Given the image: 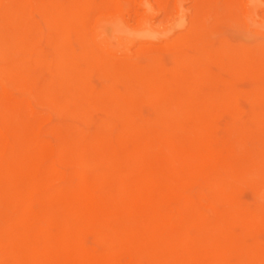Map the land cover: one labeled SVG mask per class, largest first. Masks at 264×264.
<instances>
[{"label": "rangeland", "instance_id": "374dc122", "mask_svg": "<svg viewBox=\"0 0 264 264\" xmlns=\"http://www.w3.org/2000/svg\"><path fill=\"white\" fill-rule=\"evenodd\" d=\"M86 1L4 3L20 35L60 58L0 74V139L45 142L60 170L83 172L45 187L98 194L71 235L99 264H264V0ZM22 208L40 211L0 198V213Z\"/></svg>", "mask_w": 264, "mask_h": 264}, {"label": "bare ground", "instance_id": "6f19581e", "mask_svg": "<svg viewBox=\"0 0 264 264\" xmlns=\"http://www.w3.org/2000/svg\"><path fill=\"white\" fill-rule=\"evenodd\" d=\"M6 1L8 0H0V74H4L14 69L15 70L23 69L24 63L25 65L27 63V67L30 68L31 70L34 67H39L40 70L53 69L54 62L60 58L59 51L54 49L51 52L46 53V55H43V53L38 51L36 48L38 44V40L40 39L38 37L39 34L37 37H34V38L33 37L29 38L30 36L24 37L23 35H20L19 31L16 30L14 27H12L14 21L18 17L19 11L15 8L5 7L4 3ZM117 1L118 0L110 1L108 4L109 7L112 8L113 10H119L120 5H119V2ZM87 4H88V1L86 0L83 1V5H80V1L75 0L74 8L80 11L83 8H85ZM42 7H45L47 9L49 8L48 6H46V4L43 5ZM146 9L148 8L146 7ZM151 9H152V6H151ZM49 13L50 14L48 15L46 14V16H44L42 19V23L46 26V28L47 26H50V27L55 26L56 23L59 21L60 12L54 11V12H49ZM222 13L224 14V12ZM42 23L40 24L41 27H42ZM26 24L30 26L32 23L26 22ZM85 27L89 28L87 26ZM42 29L44 30V28ZM106 31L107 30L105 29V32ZM53 35L57 36V33L54 32ZM101 35L100 36L98 35L99 38L101 37ZM73 36H75V34ZM43 37H45L44 34H43ZM200 37L202 36L200 35ZM89 39L90 38L88 37V40ZM214 39H211V40H214ZM220 41H222V38ZM247 42L251 43V41H247ZM5 43H12L14 48L11 50L4 49L3 45ZM93 49L94 51H96L95 47H93ZM44 59L45 61H48V63H42L41 60H44ZM38 72L40 73V71ZM101 77H103V75ZM38 79L39 77H37V80ZM99 81L101 80L99 79ZM0 84L2 86V90L6 91L8 88L7 84L1 80H0ZM114 99L116 98L114 97ZM128 123H129V120H128ZM70 131L73 133L75 130L70 129ZM246 132H248V130ZM3 134H4L3 129L0 125V138ZM75 145H76L75 150L80 151V142H77V143L75 142L74 146ZM46 146L47 144L45 142H37L36 140H34L32 137H29V136L26 138H23L21 142H17V143H9L5 140L0 139V198L10 200L11 202L19 201L25 206H31L33 204H38L40 206V211L34 215H30L25 208H22L21 210H18V211L8 210L4 213H0V264H57L56 255L59 252H65L69 254L71 260L74 261L76 264H99L95 257L86 256L80 250L81 248L77 249V246L79 247L80 244L71 235V233L73 232V230H75V227H76L74 224L75 220L83 216V211H82L83 207L85 205H88V203H96L99 200V196L97 193H90L89 191L73 192L69 188L68 189L65 188L64 191H61V192H57L53 188L47 189L45 186L46 184H49L52 178V175L56 176V180L63 181L64 184H67V182L69 183L72 180L71 176H75L77 182H81L83 179V172L81 170H76L75 172H71L70 174H67L66 172L60 170L56 166L54 160L51 158V154H49L48 152H44V150L42 151V149H45ZM97 149L99 148L98 147L94 148V150L98 151ZM113 154H116V153H113ZM93 172L98 177H102L104 175L100 173L99 168L97 166L94 167ZM70 178L71 180H69ZM25 179H28V180H25ZM24 180L25 182H27V187L24 189H22L21 185H13L15 184L14 182L16 181L18 182V181H24ZM228 181H231V180H228ZM114 183L124 184V181L119 180V182H114ZM16 184H19V183H16ZM37 188H39V190H37ZM172 200L174 201V199ZM162 203H163V200H162ZM168 204H171V203H168ZM172 204H175V203L173 202ZM157 210L159 211V209ZM160 214H161V211H160ZM86 215L90 217L89 213H87ZM54 216L57 217L58 222L54 221ZM97 222L99 223L107 222L108 223V219L105 217L103 220L100 219V221H97ZM238 223L240 224V222ZM242 227L244 228V225H242ZM54 228H56L55 231H53ZM31 230L33 232H31L30 234L29 232Z\"/></svg>", "mask_w": 264, "mask_h": 264}]
</instances>
